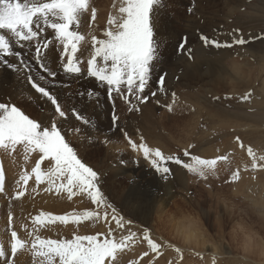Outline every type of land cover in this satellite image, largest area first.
<instances>
[{
	"label": "rangeland",
	"instance_id": "374dc122",
	"mask_svg": "<svg viewBox=\"0 0 264 264\" xmlns=\"http://www.w3.org/2000/svg\"><path fill=\"white\" fill-rule=\"evenodd\" d=\"M167 1L166 4L162 3L157 14L155 33L160 43V61L155 70L152 88L153 91L157 90L155 80H158L159 75L166 73V92H157L155 97L151 96V92H147L149 100L137 104V107L131 110L121 98H117L114 104L110 102L106 89L99 85L95 78L89 77L86 71L87 60L91 58V37L95 35L98 39L104 38V30L109 27L108 17L118 14L120 0H88L87 12L81 17L79 26L73 27L72 30L79 31L85 37L82 43L86 45L85 50H78L75 57L83 69L79 76H69L63 71L62 65L66 62V56H61L63 45L59 41L50 43V51L42 49L47 67L57 73L55 77H47L40 64L31 59L36 41L24 42L22 45L13 43L15 52L28 57L31 74L45 75L46 79L53 83L49 85L53 92L57 91L54 90L57 86L68 83L67 87H61L59 93L55 92L67 114L68 108L63 102L73 101L70 99L74 97L72 95L69 99V87L76 90L78 81L84 79L88 103L90 102V126L93 125V133L86 138L81 131L69 129L65 137L69 141L72 139L71 146L74 144V150L82 162L93 168L101 177L100 186L107 202L116 209L119 216L130 221L123 228L119 227L110 208L98 207L86 194L80 193L85 197L84 202L87 201L83 206L87 207L81 205V210L75 208L67 214L82 215L85 211H92L99 213L100 219L90 218L79 223L69 221L68 224L56 221L48 228V237H44L42 233L36 234H41L45 239H63L65 235L71 238L73 234L100 233V238L103 239L111 231L110 238L120 239L130 231L135 232V242L117 254L114 264H149V261H152V264H264V248L260 247V238H264L261 222L264 221L252 213L246 202V195L250 194L258 179H264V169L253 170L251 157L247 155L249 146L258 155L264 154V0H228V6L233 8L232 14L229 15L231 11L228 9L223 10L221 20L217 22L201 19L200 16L205 13H198L201 12L199 9L196 12L193 3L187 2L188 0H180L179 3ZM200 4L207 7L205 3ZM220 7L217 3L216 9L221 12ZM211 12L214 11H207ZM166 17L168 18L165 19ZM4 31L0 30V34H4ZM48 31L42 34L43 39L51 42L55 39V33ZM233 32L246 38L247 43L231 49H216L205 47L199 39L200 35L205 34L221 42L230 41ZM185 37L187 47L180 53L179 44ZM187 49H192L190 56ZM12 58L14 57H7L12 63H19L18 57ZM238 66L243 67V76L234 71ZM6 67L0 62V102L14 103L25 113L32 112L33 119L39 121L51 116L52 112H45L40 105L43 99L39 98V95L35 98L34 90L26 83L24 77L21 78L15 70ZM6 78L9 80L4 82ZM88 90L99 91V100L95 99V92L89 96ZM172 93L176 94V102L173 104V110L168 111L167 105L173 103ZM246 95L247 99L244 98ZM28 104L31 109L27 107ZM114 109L120 126L116 129L111 119ZM104 115L109 120L103 119ZM125 132L133 142L139 144L142 138L150 148H159L165 155H179L185 162H190V157H183V150L188 145H192L189 149L191 155H199L205 159L224 155L228 159L218 161L216 169L208 174L207 178H198L182 166L167 161L171 174L165 180L161 178L162 174L152 167L150 159H145L141 151L131 148L125 138ZM21 152L22 149L9 154L0 149V160H7L15 166L19 157L15 153ZM21 155L26 156L25 153ZM234 171H238L240 176L235 181L231 178ZM18 180L19 178L14 182L17 187ZM13 187L12 184L9 185L0 193L1 197L15 196L14 192L19 189L13 192ZM40 188L43 193L37 200V203L42 201L37 204L40 213L48 209L52 215H63L61 211L56 213V207H51V202L47 205L45 200L53 199L52 206L54 202L58 203L60 208L72 207L81 200L79 192L69 199L66 191L55 192V186L48 191L46 189L49 185L41 183ZM31 192L34 195L36 190L32 188ZM49 193L53 195L49 196ZM4 215L3 221L7 218L6 213ZM12 219L11 216V221ZM11 221L8 220L7 225ZM12 225L11 223L8 226ZM66 228L68 229L65 231ZM145 228L149 229L150 236L161 245L159 256H156L143 240ZM188 228L192 231L194 239L192 236L187 238ZM177 248L180 249L179 252L176 251ZM146 252L147 256L144 255ZM23 256L29 257V252L26 251ZM25 258H20L16 264H36L34 257L32 263Z\"/></svg>",
	"mask_w": 264,
	"mask_h": 264
},
{
	"label": "snow or ice",
	"instance_id": "6c2138e0",
	"mask_svg": "<svg viewBox=\"0 0 264 264\" xmlns=\"http://www.w3.org/2000/svg\"><path fill=\"white\" fill-rule=\"evenodd\" d=\"M162 3L163 0H120L118 14L108 17L109 27L104 30V38L98 39L95 35L91 37L92 51L91 58L87 60V75L95 78L98 84L106 89L108 99L113 104L117 98H121L131 110L136 108L137 104L149 100L147 92H151L152 97H155L157 92H166V73L159 75L158 80H155L157 90H152L155 70L160 61V43L156 38L155 29L158 9ZM87 10L88 0H0V30H5L4 34H0V62L23 76L39 98L51 106L52 112L51 116L38 121L30 118L14 103L0 102V149L11 154L22 148L26 154L25 158L32 153L39 157L31 168V173L26 172L19 177L17 185L21 190L15 193L17 198L24 195L23 185H26L29 176L34 174L37 184L49 185L46 189L48 191L55 186L57 192L66 191L69 199L79 192L86 194L94 205L110 208L118 226L123 228L130 221L119 216L116 209L107 202L100 186L101 177L93 168L82 162L71 142L62 134V124L66 122L65 117L68 114L62 109L57 94L50 89L51 81L40 73L30 74L28 57L15 52L13 48V43L22 45L24 42L36 41L31 59L40 64L47 77H55L57 73L47 67L42 49L50 51V43L59 41L63 45L61 56H66V62L62 65L63 71L73 75L82 74L83 69L75 57L78 50H85L86 45L82 43L85 37L72 29L79 26L81 17ZM48 30L55 33V39L51 42L43 39L42 34ZM231 35L230 41L223 42L205 34L200 35L199 39L205 47L216 49H231L247 43L243 36H237L235 32ZM186 47L185 37L179 44L178 52L183 53ZM187 52L190 56L192 49H187ZM9 56L18 57L19 63L10 62L7 59ZM25 69L27 71H24ZM93 92L98 101L101 93L88 90V95L92 96ZM244 98L247 99V95ZM172 100L173 103L167 105L168 111L173 110L175 93H172ZM73 115L77 120L83 119L84 124L89 123L75 110ZM111 119L114 127H120L115 109ZM124 135L131 148L141 151L145 159H150L152 167L162 174L161 178L165 180L171 174L167 161L182 166L198 178H207V175L216 169L218 161L228 159L224 155L212 159L191 155L189 149L192 145H188L183 150V157H190V162H185L179 155H165L159 148H150L142 138L137 144L128 138L127 132ZM237 141L239 142V138ZM247 155L251 157L253 170L264 169V154L258 155L249 146ZM42 161H46V168H42ZM231 178L238 180L239 172H232ZM4 183L5 174L0 169V192L4 191ZM107 215L106 212L105 217ZM90 218L100 219L99 213L85 211L82 215L72 213L54 216L41 212L33 218V224L49 228L56 221L68 224L69 221L79 223ZM9 220L11 221V214ZM36 232L37 228L34 227L28 233L31 237L29 240L22 239L16 231H11V254L15 256L20 249H27L35 258L36 264H114L117 254L136 240V233L131 231L120 239L110 238L111 231L103 239L100 238V233L73 234L68 239H45ZM143 240L156 256L161 254V245L150 236L148 228L143 230ZM176 251L179 252L180 249L177 248ZM144 255L147 256L148 253ZM0 258H4V264H13L12 260L7 258L3 246H0ZM149 264H152V261H149Z\"/></svg>",
	"mask_w": 264,
	"mask_h": 264
},
{
	"label": "bare ground",
	"instance_id": "6f19581e",
	"mask_svg": "<svg viewBox=\"0 0 264 264\" xmlns=\"http://www.w3.org/2000/svg\"><path fill=\"white\" fill-rule=\"evenodd\" d=\"M200 10V9H199ZM217 15V14H216ZM215 16V15H214ZM214 18V17H213ZM162 19V18H161ZM160 19V20H161ZM159 20V19H158ZM162 21V20H161ZM216 21V20H215ZM212 22H214V20L212 19ZM159 26V25H158ZM159 27H161V25L159 26ZM49 32V31H48ZM165 35V34H164ZM164 38V37H163ZM177 38V37H176ZM28 46V45H27ZM173 46V45H172ZM29 47V46H28ZM33 49V48H32ZM250 49V48H249ZM254 49V48H253ZM34 50V49H33ZM33 50H31V51H33ZM258 50V49H257ZM251 51V50H250ZM30 54V53H29ZM164 56V55H163ZM162 56V57H163ZM46 57V56H45ZM11 59V58H10ZM12 59H14V58H12ZM209 60V59H208ZM232 60V59H231ZM232 62V61H231ZM234 62V61H233ZM28 63V62H27ZM33 63V62H32ZM247 63V62H246ZM198 64V63H197ZM225 64V63H224ZM35 65V64H34ZM166 65V64H165ZM245 65V64H244ZM162 66V65H161ZM212 66V65H211ZM30 67V66H29ZM59 67V66H58ZM7 68V67H6ZM162 68V67H161ZM60 69V68H59ZM245 69V68H244ZM13 72V71H12ZM34 72V71H33ZM5 73H7V72H5ZM206 73V72H205ZM11 74V73H10ZM31 74V73H30ZM33 74V73H32ZM65 74V73H64ZM193 74V73H192ZM6 75V74H5ZM8 75V74H7ZM6 75V76H7ZM35 75V74H34ZM69 75V74H68ZM19 76V75H18ZM70 76V75H69ZM75 76V75H74ZM79 76V75H78ZM84 76V75H83ZM82 76V77H83ZM1 77V76H0ZM73 77V76H72ZM3 78V77H2ZM21 78H22V76H21ZM1 80H3V79H1ZM7 80H9V79H5V81L4 82H6ZM84 80V79H83ZM83 80L80 82V80L78 81L79 83L77 84V86L75 87L76 88V90H73L72 89V87H69V92H68V95H69V99H70V96H74L73 97V99H70V100H73V101H70L69 102V100L66 102V103H64L63 102V105H65L67 108H68V115L65 117V123L64 124H62V128H64V133H63V135H65L66 133H68V131H69V129H71V130H75V129H77L78 131H81L85 136H86V138H87V136H90L92 133H93V131H92V126H90V120L92 121V119H91V116H90V110H89V106H90V102L88 103V97H87V90H86V87L87 86H85L84 85V83H83ZM87 80V79H86ZM87 83V82H86ZM246 83V82H245ZM22 84H23V82H22ZM51 84H53L52 82H51ZM27 85V84H26ZM25 85V86H26ZM67 85H68V83H65L64 85L62 84V85H59V86H57L55 89L54 88H52V89H54V90H57V91H54V92H58V91H61V87L62 86H65V87H67ZM76 85V84H75ZM87 85V84H86ZM98 85V84H97ZM6 86V85H5ZM30 86V85H29ZM56 86V85H55ZM246 86H247V83H246ZM50 87V86H49ZM52 87V86H51ZM97 87V86H96ZM8 88V87H7ZM68 89V88H67ZM91 89V88H90ZM63 90H66V89H64L63 88ZM62 90V91H63ZM23 91V90H22ZM67 92H66V94H67ZM59 93V92H58ZM12 94H13V92H12ZM34 94V96H35V98H37L38 97V94H36L35 92L33 93ZM11 95V94H10ZM64 95V94H63ZM12 96H14V95H12ZM57 96H58V94H57ZM105 96V95H104ZM14 97H16V96H14ZM95 97V96H94ZM10 98V97H9ZM95 100V99H94ZM35 101V100H34ZM37 101V100H36ZM39 101V100H38ZM178 102V101H177ZM34 103V102H33ZM98 103V102H97ZM119 103V102H118ZM185 104V103H184ZM40 105L43 107V109H45V112H47V114L49 113L50 114V112H51V106L49 105V104H46L44 101H42V102H40ZM34 106V105H33ZM64 106V108H66ZM184 106V105H183ZM27 107H29V109H31V105L30 104H28L27 105ZM62 107V106H61ZM95 107V106H94ZM126 107V106H125ZM188 107V106H187ZM32 108H34V107H32ZM63 108V107H62ZM180 108V107H179ZM95 109V108H94ZM149 109V108H148ZM73 110H75L76 112H79L80 113V115L83 117V118H85V119H87L88 121H89V123L88 124H84V122H83V119H81V120H77L76 119V117L73 115ZM96 110V109H95ZM24 111V110H23ZM94 111V110H93ZM105 111V110H104ZM101 112V111H100ZM100 112H99V114H100ZM187 112V111H186ZM185 112V113H186ZM38 113H39V111H38ZM94 113H96V112H94ZM26 115H28L30 118H33V113L32 112H30V113H25ZM45 114V113H44ZM169 114V113H168ZM51 115V114H50ZM95 115V114H94ZM97 115V114H96ZM129 115V114H128ZM180 115V114H179ZM186 115V114H185ZM37 116H39V114L37 115ZM162 116V115H161ZM177 116V115H176ZM39 119V118H38ZM98 119V118H97ZM103 119H105V120H109V118L107 117V116H105L104 115V117H103ZM163 119V118H162ZM182 119V118H181ZM102 120V119H101ZM119 120H120V118H119ZM39 121V120H38ZM95 121V120H94ZM100 121V120H99ZM103 123V122H102ZM101 123V124H102ZM111 123V122H110ZM100 124V123H99ZM100 124V125H101ZM97 126H95V128H96ZM100 128V127H99ZM94 129V128H93ZM98 128H96V130H97ZM115 129H116V127H115ZM70 130V131H71ZM102 130V129H101ZM118 131V130H117ZM112 132H113V130H112ZM116 132V131H115ZM72 133V132H71ZM70 133V134H71ZM75 132H73V134H74ZM114 134H116V133H114ZM217 134V133H216ZM68 135V134H67ZM66 135V136H67ZM83 135V137H85ZM78 136V135H77ZM82 136V135H81ZM101 136V135H100ZM105 135H103V137H104ZM66 138V137H65ZM70 138V137H69ZM67 140V139H66ZM72 139H70V141H71ZM74 140V139H73ZM86 140V139H85ZM84 140V141H85ZM69 141V140H68ZM77 142V141H76ZM71 144H72V142H71ZM225 144V143H224ZM74 145V144H73ZM72 145V146H73ZM81 145V144H80ZM22 149V148H21ZM23 150V149H22ZM19 151H20V149H19ZM91 151V150H90ZM235 152V151H234ZM24 153V151L23 152H21V154H23ZM17 156L19 155V157H18V159H16V163H15V166H13L9 161H7V160H3V161H1L0 160V169H2L3 171H4V174H5V183H4V191L9 187V185H13L14 187H13V192H14V190H17V189H19L18 191H20L21 189H20V187H17L15 184H14V182H16V179L17 178H19L23 173H31V168L32 167H34L35 166V161L38 159V155H36L35 153H32V154H29V155H27V158H25V156L24 157H21L22 155L21 154H18V153H15ZM85 154V153H84ZM85 156V155H84ZM86 157V156H85ZM239 160V159H238ZM131 161V160H130ZM134 162V161H133ZM244 162V161H243ZM131 164V163H130ZM47 164H46V161H42V163H41V166H42V168H45V166H46ZM132 165V164H131ZM130 166V165H129ZM235 168V167H234ZM7 170H9V172L10 173H8V171ZM6 171H7V173H6ZM132 174V173H131ZM264 175V174H263ZM134 176V175H133ZM132 177V176H131ZM131 179V178H130ZM134 181V180H133ZM132 183V182H131ZM40 185H41V183L40 184H37L36 183V181H35V176H34V174L33 175H30L29 176V180H28V182H27V184H26V186H23V191H24V195L22 196V198H16L15 199V197H16V195L15 196H9V195H7V198H2L1 197V195H0V246H3L4 248H5V250H6V253H7V258L9 259V258H11V260H12V262H13V264H16V262L20 259V258H23V260H24V256H23V253H25L26 251H28L27 249H20L16 254H15V256H13L12 254H11V251H10V239H11V231H16L17 232V234H18V236H20L22 239H31V237H29L28 236V233L30 232V231H32L33 230V228L34 227H36L37 228V232L36 233H42L43 235H44V237H48L49 236V232H48V228H45L44 226H39V225H34L33 224V218L36 216V215H38L39 213H40V210H39V207H38V205L37 204H39L40 202L42 203V201H40L39 203H37L38 201V198L41 196V194H43L42 193V189L40 188ZM137 186V185H136ZM145 186V185H144ZM32 188L33 189H35L36 190V192H35V194L34 195H32V192H31V190H32ZM48 189V188H47ZM3 191V192H4ZM181 191V190H180ZM3 192H0V193H3ZM17 192V191H16ZM16 192H14V194L16 193ZM55 192H56V190H55ZM13 194V195H14ZM50 194H52V193H49V196H50ZM80 194V193H79ZM53 195V194H52ZM60 195V194H59ZM81 195V200H80V202H78L76 205H74V206H72V207H68V208H60L59 207V205H58V203H55L54 204V202H53V205L54 206H52V200H45V201H49L48 203L46 202V204L48 205L50 202H51V207H56V213H58V212H60L61 211V213H63V215L64 214H67V213H69V211L70 210H73V209H77L78 211L79 210H81V208H85V207H87V206H83L84 205V203H87V201L86 202H84L85 201V197L82 195V194H80ZM5 196V195H4ZM8 196H9V198H8ZM6 197V196H5ZM44 198L46 197V196H43ZM57 197H58V195H57ZM47 198V197H46ZM45 198V199H46ZM49 198H51V197H49ZM117 200V199H116ZM160 200V199H159ZM167 200V199H166ZM35 203H34V202ZM45 201L43 202V203H45ZM89 201V200H88ZM118 201V200H117ZM135 201H137V200H135ZM147 201V200H146ZM121 203V202H120ZM138 203V202H137ZM149 203V202H148ZM45 204V205H46ZM144 204V202L142 203V205ZM145 204H147V203H145ZM44 205V206H45ZM46 205V206H47ZM81 205L83 206V207H81ZM87 205V204H86ZM41 206V205H40ZM50 206H47V207H50ZM160 206V205H159ZM42 207H43V204H42ZM81 207V208H80ZM190 207V206H189ZM44 208V207H43ZM42 210V209H41ZM85 210V209H84ZM153 210H154V208H153ZM226 210V209H225ZM44 211H45V209H44ZM48 211V209H46V212ZM76 211V210H75ZM147 211H149V210H147ZM41 212H43V211H41ZM50 211H48V213H49ZM6 213V216H7V218L3 221L2 219H4L5 218V214ZM60 213V214H61ZM78 213V212H77ZM81 213V212H80ZM228 213V212H227ZM11 214V216L13 217V221H11V222H9V226H10V224L12 223L13 225L11 226V227H9L8 225H7V223H8V220H9V218H8V216ZM51 215H52V213H50ZM53 214H54V212H53ZM79 214V213H78ZM218 214V213H217ZM243 214V213H242ZM224 215V214H223ZM229 215V214H228ZM55 216V215H54ZM225 217V216H224ZM248 217V216H247ZM137 218V217H136ZM140 218V217H139ZM190 218V217H189ZM223 218V217H222ZM135 219V218H134ZM187 220V219H186ZM218 220V219H217ZM10 221V220H9ZM139 221V220H138ZM220 221H221V219H220ZM223 221V220H222ZM218 222V221H217ZM46 223H47V221H46ZM132 223V222H131ZM263 225H262V232H263V234H264V222H261ZM179 225V224H178ZM221 225V224H220ZM131 226V225H130ZM176 226V225H175ZM181 226V225H180ZM223 226V225H222ZM225 226V225H224ZM204 227V226H203ZM180 228H182V226L180 227ZM68 228H66V229H64L65 231L67 230ZM186 229V228H185ZM189 229V228H188ZM181 231V230H180ZM6 232H7V234H6ZM118 232V231H117ZM121 232V231H120ZM186 232V231H185ZM196 232V231H195ZM114 233V232H113ZM181 234V233H180ZM179 234V235H180ZM41 235V234H40ZM66 236V235H65ZM63 237V239H68L69 237ZM184 236V235H183ZM191 236H192V231H190V229L188 230V234H187V238H191ZM177 237V236H176ZM185 237V236H184ZM192 238H193V236H192ZM114 239H118V238H115L114 237ZM186 239V238H185ZM194 239V238H193ZM192 239V240H193ZM190 240V239H189ZM250 242V241H249ZM253 243V242H252ZM196 244V243H195ZM198 244V243H197ZM201 244V243H200ZM204 244V243H203ZM252 245V244H251ZM245 246V245H244ZM216 247V246H215ZM247 248H248V246H247ZM213 249V248H212ZM211 249V250H212ZM242 249H245V248H242ZM256 249V248H255ZM260 249V248H259ZM213 251H215V248H214V250ZM246 251V250H245ZM29 252V257H27V258H25V260H27L29 263H32V262H34L33 260H32V258H33V256H32V254H31V252L30 251H28ZM264 254V253H263ZM261 256V255H260ZM263 257H264V255H263ZM261 259V258H260ZM263 261V260H262ZM18 263V262H17ZM36 263V262H35ZM0 264H4V258H0Z\"/></svg>",
	"mask_w": 264,
	"mask_h": 264
},
{
	"label": "clouds",
	"instance_id": "9594fccd",
	"mask_svg": "<svg viewBox=\"0 0 264 264\" xmlns=\"http://www.w3.org/2000/svg\"><path fill=\"white\" fill-rule=\"evenodd\" d=\"M234 71L241 76L245 74L242 66L236 67ZM246 202L252 213L264 221V179H258L250 194L246 195ZM260 247L264 248V238H260Z\"/></svg>",
	"mask_w": 264,
	"mask_h": 264
},
{
	"label": "crops",
	"instance_id": "0c3cea01",
	"mask_svg": "<svg viewBox=\"0 0 264 264\" xmlns=\"http://www.w3.org/2000/svg\"><path fill=\"white\" fill-rule=\"evenodd\" d=\"M172 2H174V1H177L178 3L179 2H181L180 0H171ZM183 1H185V0H183ZM165 4L166 3H168V1L167 0H164L163 1ZM187 2H190V3H193V5H194V7H195V10H196V12H198L197 11V9H200L201 10V12H198V13H205V14H202L201 16H200V18L201 19H206V21H207V19H213L214 21L216 20V22L217 21H220L221 20V18H222V11L223 10H226V9H228V11H231V13H229V15L230 14H232V10H233V8L232 7H230V6H228V5H230V3H229V1L228 0H188ZM205 3L206 5H207V7H204V6H202L200 3ZM217 3L218 4H220L221 5V12H220V9H216L217 8ZM176 10V9H175ZM181 9H178V11H180ZM210 11V10H213L214 12L212 13H207V11ZM215 10H217V11H215ZM220 12V13H219ZM217 14V15H216ZM215 15V16H214ZM168 16V15H167ZM214 17V18H213ZM168 17H166L165 19H167ZM205 22V21H204Z\"/></svg>",
	"mask_w": 264,
	"mask_h": 264
}]
</instances>
